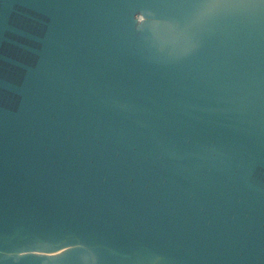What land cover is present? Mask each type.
Instances as JSON below:
<instances>
[{
    "label": "water",
    "instance_id": "1",
    "mask_svg": "<svg viewBox=\"0 0 264 264\" xmlns=\"http://www.w3.org/2000/svg\"><path fill=\"white\" fill-rule=\"evenodd\" d=\"M0 264H264V0H0Z\"/></svg>",
    "mask_w": 264,
    "mask_h": 264
}]
</instances>
